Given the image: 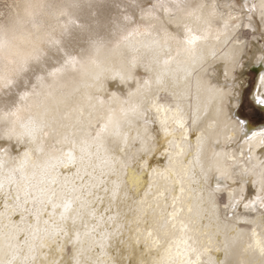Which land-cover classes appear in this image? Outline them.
I'll return each instance as SVG.
<instances>
[{"label":"snow or ice","instance_id":"1","mask_svg":"<svg viewBox=\"0 0 264 264\" xmlns=\"http://www.w3.org/2000/svg\"><path fill=\"white\" fill-rule=\"evenodd\" d=\"M169 4L189 7L186 0H151L138 19H124L129 26L146 23L158 12L167 23ZM204 6L210 13L223 9L216 22L223 33L234 34L230 43L237 46L264 26V17L257 21L260 0H215ZM233 10L240 15H232ZM176 31L187 47L196 43L187 24ZM87 60L95 62L93 56ZM82 61L69 57L47 79L39 77L38 87L23 93L17 107L0 110V264H117L112 252L117 240L129 254L141 246L137 264H145L154 236L199 245L204 235L209 243L219 241L226 252L243 236L251 242L254 226L264 230V182L244 186L241 181L238 187L217 176L208 186L205 178L197 181L195 205H186L182 178L177 179L172 165L182 151L173 133L188 127L183 102L189 93L168 88L167 80L175 75L167 58L155 75L132 79V91L123 99L116 92L81 95L96 87L99 77L66 94V85L84 71ZM245 65H264V50L249 56L246 49L231 75L221 62L212 81L219 93L214 97L217 110L226 109L238 129V144L251 161L254 139L261 141L258 151L264 154V72H245ZM112 74L121 85L130 79L119 71ZM65 95H81V100L66 102ZM207 115V107L201 111L197 103L191 124L195 127ZM12 141L21 146L16 154ZM131 150L144 163L139 171L127 168V183L120 179L118 157L126 159ZM212 225V233L199 231ZM204 264H227V258L209 255Z\"/></svg>","mask_w":264,"mask_h":264},{"label":"bare ground","instance_id":"2","mask_svg":"<svg viewBox=\"0 0 264 264\" xmlns=\"http://www.w3.org/2000/svg\"><path fill=\"white\" fill-rule=\"evenodd\" d=\"M128 2V1H126ZM76 0L73 6L74 22L59 35V42L45 45L41 56L32 61L27 68L15 75L12 82L0 86V110L11 111L19 105L23 93L30 92L38 87V78H48V73L65 64L72 56L81 57L83 60L93 56L97 67L92 70L86 81L78 74L75 82H70L65 87V93L72 92L83 82H92L93 77H99L96 87L85 89L81 95L95 96L97 92L104 94L116 92L121 99L127 90L132 91L131 80L139 79L147 73L155 75L160 69L161 60L167 58L170 70L175 75V80L169 78L167 86L177 92H188L189 98L183 102L185 117L188 127L184 130H176L173 138L180 145L181 154L175 156L173 169L177 179L182 178L185 192V203L188 206L195 205V197L199 192L197 181L206 178L207 185L215 182L217 176H224L227 182L233 186H240L237 182H243L246 186L249 181L253 184L264 182V154L258 151L261 141L254 139L256 146L255 159L249 160L246 151L238 144V129L227 115L225 110H217L214 97L215 85L212 76L217 71V65L223 62L228 66L229 74L235 70L225 57L228 51L235 46L230 43L233 33L217 36L220 26L217 18H212L210 24L205 21L210 16V10L204 5H210L214 0H186L187 8H174L169 4L167 8V23L158 12H154L146 23L128 25L126 16L139 18L141 8L148 6L151 0ZM168 3V0H163ZM174 2V0H173ZM125 6V7H124ZM219 11H223L220 9ZM187 24L193 29V35L197 37L193 46L187 47L183 38L176 31L177 26ZM264 26L251 35L248 41H241L240 45L248 50V55L260 54L264 50ZM127 38V39H126ZM264 38V37H263ZM94 41H101L108 54L99 55L91 46ZM134 42L137 47L133 51L125 47V42ZM214 53V54H213ZM135 62V65L131 63ZM255 73L264 72V65H253ZM185 69L189 71L185 73ZM250 69L247 65L243 71ZM114 71L122 72L130 77L124 85L119 84L113 76ZM81 95H65L66 102H79ZM87 101L85 100V103ZM200 106L201 111L205 107L208 115L195 127L191 124L194 109ZM104 110H98V115L103 116ZM7 126V122L5 125ZM9 127L12 126L9 122ZM17 131H19L18 125ZM199 136V142L196 137ZM231 137L229 141L228 138ZM4 143H9L4 141ZM14 154L21 149L15 141L10 142ZM229 144L231 146H229ZM121 181L131 182L130 174L126 173L130 166L137 171L143 167V161L134 150L129 151L126 159L118 157ZM160 166L159 162H157ZM145 179H151L145 177ZM158 182L157 177H153ZM179 194L177 189V195ZM135 199V197H133ZM151 201L149 200V203ZM147 208V205L145 206ZM131 219V217H129ZM13 220H18V215H13ZM205 223H207L205 221ZM200 232L212 233L215 225L200 229ZM250 245H264V230L254 226L252 228ZM201 244L193 245L188 239L180 240L179 237L154 236L155 243L151 246V254L145 260V264H204L207 256H217L223 260L226 256L227 264H235V258L229 255V251L220 246V242L208 237L199 236ZM147 251V249H146ZM117 264H137L142 252L141 246L129 250L120 240H117L112 248Z\"/></svg>","mask_w":264,"mask_h":264},{"label":"clouds","instance_id":"3","mask_svg":"<svg viewBox=\"0 0 264 264\" xmlns=\"http://www.w3.org/2000/svg\"><path fill=\"white\" fill-rule=\"evenodd\" d=\"M75 3L76 0H0V86L11 83L15 75L37 60L44 52L45 45L59 42V35L74 22ZM260 5L257 21L264 17V0H260ZM221 15L223 11L210 13L205 23L210 24L212 18ZM232 15L240 13L233 10ZM218 32L227 35L221 30ZM124 46L133 51L137 47L129 41ZM91 48L99 55L108 54L101 41H94ZM245 51V47L235 45L225 58L236 65ZM82 64L85 68L81 76L86 81L88 74L97 65L87 59ZM228 251L235 258V264H264V245H250L246 236L235 241Z\"/></svg>","mask_w":264,"mask_h":264},{"label":"rangeland","instance_id":"4","mask_svg":"<svg viewBox=\"0 0 264 264\" xmlns=\"http://www.w3.org/2000/svg\"><path fill=\"white\" fill-rule=\"evenodd\" d=\"M126 1H128V2H126ZM129 1L130 0H124V2H126V3H129ZM125 7V6H124ZM264 36H260V41L261 42H263L264 41V38H263ZM247 71H253L254 73H255V69L254 68H250V69H246V71L245 72H247Z\"/></svg>","mask_w":264,"mask_h":264}]
</instances>
